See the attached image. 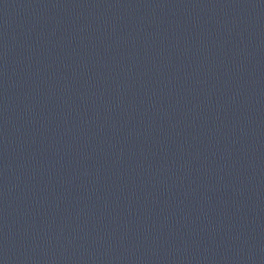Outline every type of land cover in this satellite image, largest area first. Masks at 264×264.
<instances>
[{
  "label": "water",
  "instance_id": "1",
  "mask_svg": "<svg viewBox=\"0 0 264 264\" xmlns=\"http://www.w3.org/2000/svg\"><path fill=\"white\" fill-rule=\"evenodd\" d=\"M0 264H264V198L0 17Z\"/></svg>",
  "mask_w": 264,
  "mask_h": 264
}]
</instances>
